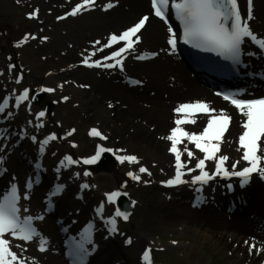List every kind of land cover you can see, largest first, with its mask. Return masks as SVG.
Returning <instances> with one entry per match:
<instances>
[{
	"label": "bare ground",
	"instance_id": "1",
	"mask_svg": "<svg viewBox=\"0 0 264 264\" xmlns=\"http://www.w3.org/2000/svg\"><path fill=\"white\" fill-rule=\"evenodd\" d=\"M82 2L83 0H0V24L6 31L11 29V24L7 21L9 18L7 7L14 5L23 15V28L18 34L6 35L0 30V55L6 57L3 63L0 62V97L3 99L5 96H12L13 98V107L10 109L12 115H0V128L6 129L8 136V140L3 141L7 143L6 149L0 151L3 156V167L6 168V175L0 181V188L6 184L8 187L13 182L19 183L29 175H34V169L29 165L30 161L35 158L42 160L44 182L33 193L35 196L33 207L37 210L41 206L40 198L50 187L64 186L62 195L55 201L54 216L43 221L45 229L43 235L47 243L52 242L53 246L60 245L62 235L54 224L56 218L64 219L63 225L67 224L69 232L79 231L83 222L94 221L97 237L94 236L91 243H88V249L93 251L91 264H146L138 255L141 248L146 247L147 236L141 235L137 239L127 231L119 218H117V230L112 236L106 238L104 234L106 229L110 230V225L106 223L107 218L113 217L111 213L116 211L111 205L109 207L106 200V194L109 193L108 187L98 186L99 178L96 177L95 183L89 176L83 175L85 171L78 166L67 165V161H64L65 167L60 171L57 169L60 168V163L65 156L74 155V159L78 160L74 149L67 148L61 143L62 136L67 140L66 143L72 140L75 148L84 152L87 149L91 151L95 145H99L113 149L116 154H124L138 147L142 149L141 147L147 143L149 147H152L153 157H140L142 161L138 164L125 162L122 166L124 176L119 178L120 186H123V189L132 197V201L135 197H140L139 202L133 203L135 212L132 221L136 224V230H141L147 227V223H151L152 226L173 232L171 235H174L173 239L177 240H179L178 237H183V234L189 232L195 241L194 245H181L176 249L189 255L195 260L193 263H197L199 255L205 254L231 258L226 264H264V237L259 239L258 244H255L256 248L250 251L252 244L245 243L247 241L245 232L237 224L241 216H237L232 205L236 203L237 195L228 194L225 187L227 182H232L234 179H225L221 175L207 185L187 183L183 189H176L178 193L174 198L175 204L188 203L180 205L193 210L197 215L194 218L189 217L187 211L176 213L171 211L173 202L166 196H157L153 190L151 195L145 194L149 190L136 188V182L127 173L131 171L142 178L139 166L144 162L151 164L152 175L174 177L175 163H172L174 155L170 152L171 144H168L166 137L171 128L169 120L175 119L176 105L186 103L188 100L207 102L218 108L219 104L208 92L193 85L184 75L185 72H181L183 70L181 65L178 66L175 58L165 52V48H170L168 29L150 20L140 33L143 35V43L136 47L134 53L125 55L124 72H121L119 68L107 69L108 73L91 69L84 70L82 75L77 76L75 57L90 56L95 52L94 57L103 61L105 56L117 49L105 48L103 52L99 49L108 42L111 34L119 35L123 32L122 29L115 31L114 26L124 22L125 27H129L150 11L149 0H99L94 10H84L76 17L67 15L77 3ZM238 2L240 4L243 2L246 7V0H238ZM106 3H113L115 6L104 11L102 9ZM36 10H38V17L29 18V14ZM252 15L257 23L251 20L249 22L251 29L254 32L259 31L258 27L263 30L264 25L261 19L264 21V0H253ZM61 16L66 18L58 19ZM26 36L28 39L23 43L24 46L18 47L17 45L24 41ZM33 36L36 39H32ZM45 37L47 39H44ZM5 41L8 42L7 45ZM96 41H100V44H96ZM9 52L14 54L8 56ZM147 52L157 53V56L143 61L135 58ZM107 63H114V61H107ZM10 65L15 67L10 70ZM17 78H20L19 83L16 82ZM133 80L141 81V83L133 84L131 83ZM152 87H156L155 91H152ZM36 88L54 89L53 92L46 94L57 109V115L52 119L51 129L52 132L56 130L58 136L55 132L54 134L60 138L56 143L50 141L45 146L44 153H40L39 149L42 141L50 135L43 132L42 127H37L38 124L45 123V116L39 120L36 119L37 114L43 111L44 107L36 111L30 104V99L22 102L19 108L14 107L16 95L22 94L26 89L34 91ZM180 99L183 100L179 101ZM144 100L153 101V105L158 106V111L154 113L138 107V101ZM160 108H163L165 113L160 111ZM134 110L139 117L143 118L139 121L135 117L136 123L142 124V127L134 125L138 128V132L136 128L133 129L134 131H131V128L130 131H126L120 125L121 120H124L125 114H132ZM205 119L207 116L200 115L196 126L187 128V131H198ZM152 124L155 125L154 130L151 128ZM93 128L106 134L108 139L105 143L100 142L98 137L89 135ZM72 130L75 131L68 136L67 133ZM33 136L36 137V142H33ZM145 137L147 139H143ZM226 137L227 135L224 139ZM237 137L236 127L230 133V138L235 141ZM142 140L147 141L141 146L139 142L143 143ZM185 148L193 150L195 159L203 158V154L188 140L179 147L182 154L186 152ZM121 149L124 151H119ZM148 150L146 148L145 154L150 153ZM240 153L241 151L236 149L234 144L222 149L221 156L229 157L225 166L230 171L233 169L232 159ZM195 164V161H185V167H194ZM246 166H240L236 170L240 171ZM214 168V161L207 162V170L212 172ZM197 174H199L198 171H194L193 176ZM258 176V174L253 175L255 184L251 191H257V188H260L261 191H258L255 202L260 201L263 205L264 184L257 183L261 182ZM116 178L118 180V176ZM184 179L190 181L192 176L187 175ZM83 184H88L90 187L83 189ZM199 186L205 187L201 211L196 206H192L191 202L189 203L192 198L198 196L199 193L195 191V188ZM78 197H82V200L80 201ZM102 203L104 204L103 219L97 213ZM248 207H245V210ZM153 214L158 218L157 220L153 218ZM148 215H151L152 219ZM9 240L11 250L17 253L24 264H63L62 258L52 254L51 250L49 253L39 251L38 242H34L29 251H25L14 246L15 243H20L19 240L11 236ZM129 240L131 243H128ZM21 244L27 246L24 243Z\"/></svg>",
	"mask_w": 264,
	"mask_h": 264
},
{
	"label": "snow or ice",
	"instance_id": "2",
	"mask_svg": "<svg viewBox=\"0 0 264 264\" xmlns=\"http://www.w3.org/2000/svg\"><path fill=\"white\" fill-rule=\"evenodd\" d=\"M248 12L245 18L240 10L238 0H151V7L154 11V15L168 25L169 39L168 45L174 53L178 47L177 31L172 27L169 16L174 15L175 19L179 21L183 28L182 41L186 45H191L193 48L200 49L204 52H213L217 56L222 57L225 61H230L233 67L239 66L243 63L242 57L244 55H254L255 53L245 52L244 45L251 43L258 47L261 52H264V38H259L257 34L251 29L249 22L253 19L252 15V0H247ZM97 6V0H83L82 3H77L75 7L67 14L68 16L76 17L82 11H91ZM115 5L113 3H106L103 5L104 11L112 9ZM38 17V10L29 14V18ZM61 16L58 19H65ZM149 16H143L134 26L123 31L121 34H111L108 38V42L103 45L99 51L103 52L105 48H112L115 45L123 44L118 50L113 51L110 55L105 56L104 60H96L89 62L91 56H95L93 52L90 56L85 57L84 64L88 68H101L106 69L119 68L121 72H124V60L125 53H134L136 51V45L141 43V38L138 35L145 28L146 23L149 21ZM36 39L35 36L31 37ZM28 37L24 38L26 42ZM44 39H47L46 37ZM96 44H100V41H96ZM19 47V45H17ZM157 53H146L143 55H137V60H146L150 57H155ZM107 61H114V63H107ZM15 65H10V70ZM17 83L20 82V78H17ZM131 83L139 85L141 81L133 80ZM43 92H53L54 89L44 88ZM217 95H222L217 93ZM244 93L223 94V99L228 101L238 113L245 118L241 124L244 129L243 133L238 137L239 147L242 148V159L247 165L240 171H235L237 164H234L233 170L230 171L226 166V161L229 159L227 156H219L221 151V142L223 141L225 134L227 133L231 125V116L227 115L224 110H217L210 108L207 102H190L182 103L174 109V113L178 115L179 119L174 121L175 127L170 130V135L166 137L171 143L170 152L175 158V175L174 178L165 182L166 187H178L180 185L190 183L192 185H207L216 177L223 175L225 179H231L233 177L239 178L241 181L240 186L243 188L250 183L253 174L260 175L261 179H264V157L259 155L260 142L264 139V98L258 99H242L240 98ZM67 99V98H65ZM29 100V90H24L22 94L16 95L14 100V107L19 108L21 103ZM12 96H5L0 100V115L11 116L10 109L13 107ZM203 114L208 117L205 127L202 132H190L185 130V125H195L197 120L193 117ZM45 116L44 111H40L36 119ZM37 127H43L42 124H38ZM75 130L67 133L71 136ZM92 137H98L100 140H106L99 130L93 128L90 133ZM5 138V134L0 131V140ZM58 137L55 134L50 135L42 141L39 149L40 153L45 152V146L50 141L57 140ZM190 141L196 150L203 154V158L199 159L193 168H188L187 173L182 171L185 168V162L182 160V152L179 150V145L184 140ZM33 142H36V137H32ZM3 145L0 144V148ZM75 147V145H73ZM124 151V150H119ZM187 152L188 160L191 161L195 158L193 150L185 148ZM113 152V149H109L103 146L97 147L96 154L91 158L84 159L82 163L84 165H93L97 163L102 154ZM116 159L121 163L129 162L131 164H138L139 160L133 155L117 156ZM64 161H67V165H77L81 161L73 159L71 156H65L64 160L60 163L61 168L65 167ZM215 161L214 171L207 170V162ZM37 169L41 166L36 165ZM6 169L3 167V158L0 157V175ZM198 171L199 174L192 177V179L185 180L183 176L185 174L191 175L192 172ZM139 173L151 175L146 167H140ZM79 175V173H77ZM84 176L90 175L87 171L83 173ZM127 175L133 180L139 182L141 176L134 172H128ZM36 183H39V176L37 174ZM33 187V180L29 179L26 182V191H29ZM90 185L83 184V189H88ZM63 185H57L55 189L50 193L49 206L52 205L53 200L62 194ZM232 186L229 185L231 190ZM197 193H202L203 188H195ZM107 195V202L109 204L115 203L122 196H126V192L114 191ZM30 199L29 195L23 197L19 194L18 185L12 183L8 189L2 194L0 198V264H24L17 256V253L13 252L10 248V240L5 239L6 234L12 238L32 242L34 240L39 243V251H46L45 247L47 240L44 239L41 233L34 227L35 220H42L43 216L33 217L31 215L21 218V207L19 206L20 199ZM199 199V198H198ZM202 202V201H201ZM25 212L29 211L24 209ZM98 215L103 219L104 204L102 203L97 209ZM117 218H122L124 221L129 219V213L122 212L117 209L113 217H109L106 223L110 225V231L117 230ZM94 230V225H89L85 233ZM87 243H91V239L88 238ZM128 243H131L129 240ZM247 243V241L245 242ZM20 245H17L19 247ZM256 248L255 244L250 246L251 249ZM88 254V249L85 247V242H81L75 246L73 252V259L75 264H84L85 257ZM150 250H146L143 256L146 264H151L149 259Z\"/></svg>",
	"mask_w": 264,
	"mask_h": 264
},
{
	"label": "rangeland",
	"instance_id": "3",
	"mask_svg": "<svg viewBox=\"0 0 264 264\" xmlns=\"http://www.w3.org/2000/svg\"><path fill=\"white\" fill-rule=\"evenodd\" d=\"M7 8H8L7 11H8V17H9L7 19V21L11 24V29L6 31L3 28V26L0 24V30L3 33H5L6 35L14 34V33L18 34L21 31V29L23 28V15L17 9V7L14 5H11ZM150 20L153 21L154 23L158 24L159 26H163L161 23L154 20L153 18H150ZM138 21H139V19H138ZM138 21H136L134 24H132L129 27L134 26ZM112 22H115V21H112ZM125 26H126L125 23L122 22L119 25L117 24L116 26H114L115 28H113V29L115 31L120 30V29L125 31L129 28V27H125ZM140 37L142 38V35ZM5 44L7 45L8 42L5 41ZM18 45H19V47L24 46L23 43H21V42ZM120 46H121V44L117 45V47H120ZM117 47H115V49H117ZM163 50H165V49H163ZM147 53H151V52H147ZM13 54H14L13 52H9L8 56H12ZM85 57H88V55H78L77 57H75V65H76L75 69L78 71L77 76H80L83 73L82 72L83 70L80 69V61H84ZM4 58H6V57H3L0 55V62L1 63L4 62ZM96 60H97L96 57L91 56V59H90L91 62H94ZM182 72H184V71H182ZM105 73H108V71H106ZM152 89H153V91H155L156 87H153ZM36 90H40V88H36ZM31 93L32 92L29 91V97L31 96ZM181 100H183V99H180L179 101H181ZM47 101H49V102L51 101L49 99L48 95H47ZM152 102L153 101H150V100L138 101V107H143L146 110L155 113L158 111L159 108H158V106L153 105ZM51 103H52V107H53V112L51 115L48 114L49 116H45V124L43 125V129H42V131H43L45 126H46V131H48L49 133L52 132V129H51L53 126L52 119L57 115V109L55 108L52 101H51ZM106 105H110V104H106ZM148 106H152V107L154 106V107H156V109L153 110V109L147 108ZM40 109H41V107H35L36 111H38ZM160 111H163V108H160ZM135 117H137L139 121L141 119H143L142 117H139L138 114L135 113V110H134L132 114L131 113L125 114L124 120H121L120 125H122L126 131H130V128H131V131H134L133 129L136 128L134 125H139L140 127H142V124L136 123ZM93 121H94V118H93ZM145 128L147 129V127H145ZM151 128H152V130H154L155 125L152 124ZM136 131L137 132L139 131L138 128H136ZM54 132L57 133L56 130H54ZM153 134H155V133H153ZM103 135L106 136V134H103ZM168 135H170V131L168 132L167 136ZM61 136H62V134H61ZM127 138H129V137H127ZM107 139H108V137H107ZM143 139H147V137H145ZM106 140H100V141L102 143H104ZM66 141L67 140L64 138V136H62L61 137V143L64 146H66L67 148H69L71 146L74 149L73 141L72 140L69 141V144L66 143ZM146 141L147 140H144V141L142 140L143 143H141V142H139V143L142 146V144L146 143ZM167 142H168V144H171L170 141L167 140ZM228 143H230V139L227 136V138L223 142V146L225 144H228ZM145 146H142L141 147L142 149H140L138 147V149L132 150L130 153L115 154L114 152H110L109 157H107L106 160H107V162H112V163L109 166L107 165L108 163L105 164V165H107L105 168L99 169L97 171H93V173L90 172V168L88 166L85 167L83 165L82 161L84 159H88L90 155L95 154L97 145H95L91 149V151H88V149H87L85 152L81 151V149H79V148H75L74 149L75 155H77V156L79 155V157H80L79 161H81V163L77 164L76 166H78L83 171H85V172L87 171L88 173H90V175H88V176L91 179H93L95 183H96V180H95L96 177L99 178L97 185L108 187V189L110 191L109 194L114 192V191L121 190V189H122L121 191L126 192L123 190V187H120V184H119L120 183L119 178L124 176V169L122 167L123 164H121L116 159V157L122 156V155H133V156H136L139 161H142L140 157H145V158H147L146 156L153 157L152 156L153 155L152 147L151 146L149 147V145L147 143L145 144ZM146 148L149 149L148 151H150L151 154L150 153L145 154ZM182 155L185 158H188L187 152H185ZM195 161H196V163L198 162V160H195ZM235 161H237V160H232V164H234ZM174 162H175V158L173 157L172 163L174 164ZM140 167H146L150 173L152 171L151 164L148 162L142 163L140 165ZM108 170H110L111 173H109V172L107 173ZM142 175H143L142 180L137 182L140 185H137L136 188L149 190L148 192L145 193V194H149V195H151V190H153V193L156 194L157 196L158 195L166 196V197L170 196V193L163 192V190L160 189L159 182L168 181L169 179H172L173 177L165 178V177L160 176L158 174H154V175L142 174ZM117 176H118V180L116 178ZM143 184H144V186H142ZM146 185H149V186H146ZM127 196L130 199L132 205H133V203L140 201V197L139 198L135 197L134 200L132 201L129 194H127ZM172 205L173 206L171 207V211H174V213H176L178 211L179 212L186 211V208L182 205H176L175 203H172ZM174 206H175V208H174ZM113 207H115L114 204H113ZM134 212H135V210H134ZM112 216H114V214H112ZM148 216L152 219L151 215H148ZM148 216H147V218H148ZM188 216L192 217V214L188 213ZM133 217H132V219H133ZM153 218L156 220L158 219L154 216V214H153ZM132 219L128 224H125V228L127 229V231H129L131 233V235L133 234L137 239H139L141 235L147 236L148 241L146 242V247L141 248L142 250L140 251L138 256H140V259H141V254L143 255V253H145L146 250H150V254L152 255L151 264H197V263L198 264H226L231 259V258L223 257V255H205V254L201 253L202 255H199L197 258V263H193L195 260H193L189 255H186L183 251L176 249V247L181 246V245H183V246L184 245L185 246H191L192 244L194 245L195 241L189 232L183 234V237H178L179 240H177V239H173L174 235H171V234H173V232L165 231V229H163L162 227L160 229L154 225L152 226L151 223H147V227L141 228V230H136V228H135L136 224H135V222L133 223ZM121 220H123V219L121 218ZM106 231H109V230H106ZM174 233H178V232H174ZM178 234H180V233H178ZM106 235H107V233H106ZM180 239H182V240H180ZM199 252H201V250Z\"/></svg>",
	"mask_w": 264,
	"mask_h": 264
}]
</instances>
